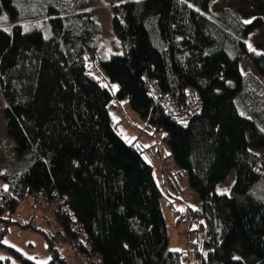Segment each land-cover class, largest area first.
<instances>
[{
    "label": "trees",
    "instance_id": "trees-1",
    "mask_svg": "<svg viewBox=\"0 0 264 264\" xmlns=\"http://www.w3.org/2000/svg\"><path fill=\"white\" fill-rule=\"evenodd\" d=\"M0 16L12 21L0 26V92L19 154L0 173V223H10L3 214L24 196L38 205L40 196L62 198L54 233L29 226L46 240L44 264H70L68 253L86 255L87 247L104 264H264V170L252 150L264 146V126L253 115L257 98L244 89L239 64L240 55L249 58L264 79V51L245 42L262 25L260 16L245 23L230 9L210 15L209 0H115L111 29L120 53L104 59L86 0H0ZM32 19L40 24L22 25ZM87 60L117 84L114 93ZM187 87L198 110L183 121L158 96L185 104ZM113 98H126L146 127L162 132L199 199L196 214L207 223L201 246L211 247L206 257L196 244L194 263L168 248L161 190L142 150L117 133ZM231 169L230 191L216 192ZM70 217L80 234L70 229ZM7 248L22 264H38Z\"/></svg>",
    "mask_w": 264,
    "mask_h": 264
},
{
    "label": "rangeland",
    "instance_id": "rangeland-1",
    "mask_svg": "<svg viewBox=\"0 0 264 264\" xmlns=\"http://www.w3.org/2000/svg\"><path fill=\"white\" fill-rule=\"evenodd\" d=\"M94 20L100 26L98 33L100 43L98 57L104 59L110 54L120 53V46L111 29V6L115 0H86ZM223 9L232 10L243 21H249L255 16L262 18V25L251 31L245 42L249 50L264 51V0H209V14L214 15ZM0 16V26H10L12 21L6 16ZM40 24L39 19L24 20L23 26ZM251 46V47H250ZM87 68L101 84L108 87L112 93L117 89V84L109 81L98 63L87 60ZM240 71L247 79L244 89L251 93L256 102L250 104L254 108L253 115L264 126V79L254 70L251 60L242 55L239 56ZM109 105V114L115 124V129L128 143L132 142L141 149L143 158L152 166L153 177L161 190L160 205L165 217L168 232V248L184 252L188 263H194L196 257L194 246L203 251L206 257L210 246L202 248L203 239L207 230V223L202 215H197L199 199L189 187L187 176L172 160L170 150L161 139V131L152 127H146L137 114L130 108L126 98L119 102L114 98ZM5 100L0 92V173L7 170L19 160V154L15 148L14 140L7 134L6 118L3 108ZM117 122V123H116ZM120 122V123H119ZM119 123V124H118ZM259 156L261 168L264 170V146L252 149ZM234 169H231L227 177L216 185L218 193H228L234 182ZM262 185V184H261ZM5 184L0 180V188ZM33 197L27 195L19 199L15 209L3 214L4 220L10 223L4 226L0 223V231L6 227V232L0 239L5 247L0 244V258L13 264H22L21 260L13 255L7 248L11 246L25 257L38 264H44L50 258V251L41 232L29 227L36 223L41 230L52 233L51 222L45 219V212ZM46 222V223H45ZM52 227V226H51ZM60 242H57L59 244ZM61 245V244H60ZM63 246V245H62ZM199 262V261H198Z\"/></svg>",
    "mask_w": 264,
    "mask_h": 264
},
{
    "label": "built area",
    "instance_id": "built-area-1",
    "mask_svg": "<svg viewBox=\"0 0 264 264\" xmlns=\"http://www.w3.org/2000/svg\"><path fill=\"white\" fill-rule=\"evenodd\" d=\"M187 95L185 96V104L177 103L176 101L168 98L167 96L160 94L158 96L159 102L165 107V110L173 114L175 117L182 119L185 121L188 117L198 110L196 102L198 99L193 96V90L191 87H187ZM195 97V98H194ZM39 202L41 203L44 211H45V219L49 222L53 223L56 221V208L57 204H61L62 198H60L57 202L52 200L48 201L44 196L39 197ZM46 223V222H45ZM69 227L73 232L80 234L82 232L80 226L75 222L73 217L69 218L68 221ZM36 227H39L35 224ZM88 253L86 255L78 253V252H69L68 259L70 264H104L101 256L96 253L90 251V248L87 247Z\"/></svg>",
    "mask_w": 264,
    "mask_h": 264
},
{
    "label": "snow or ice",
    "instance_id": "snow-or-ice-1",
    "mask_svg": "<svg viewBox=\"0 0 264 264\" xmlns=\"http://www.w3.org/2000/svg\"><path fill=\"white\" fill-rule=\"evenodd\" d=\"M251 21H245V23H250ZM251 47V46H250Z\"/></svg>",
    "mask_w": 264,
    "mask_h": 264
}]
</instances>
